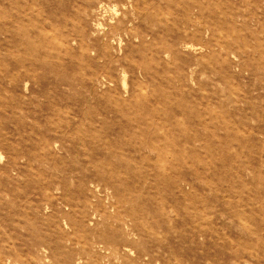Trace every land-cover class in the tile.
<instances>
[{
    "label": "rangeland",
    "instance_id": "obj_1",
    "mask_svg": "<svg viewBox=\"0 0 264 264\" xmlns=\"http://www.w3.org/2000/svg\"><path fill=\"white\" fill-rule=\"evenodd\" d=\"M0 264H264V0H0Z\"/></svg>",
    "mask_w": 264,
    "mask_h": 264
}]
</instances>
